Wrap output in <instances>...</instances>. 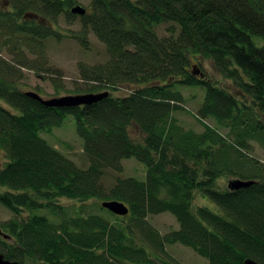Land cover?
Masks as SVG:
<instances>
[{
	"label": "trees",
	"instance_id": "1",
	"mask_svg": "<svg viewBox=\"0 0 264 264\" xmlns=\"http://www.w3.org/2000/svg\"><path fill=\"white\" fill-rule=\"evenodd\" d=\"M0 4V203L13 213L0 224L9 235H0L4 258L18 264H180L165 248L178 243L208 264H264V169L248 154L252 142L264 151V0H90L83 15L70 12L76 0ZM61 13L66 21L78 17L80 29L69 32L81 47L92 33L109 55L101 65L81 62L82 83L66 91L108 92L94 103L47 107L20 88L24 69L35 75L48 70L46 44L63 35ZM165 23L168 34L159 36L156 28ZM193 57L210 59L234 92L215 83L200 63L191 64ZM121 84L132 86L128 94L108 90ZM176 85L204 90L194 114L201 132L177 123L173 113L183 108ZM53 88L64 90L62 83ZM70 115L86 168L40 135ZM131 126L141 142L130 137ZM129 158L145 166L144 178L116 177L105 188V171L121 172ZM223 174L254 182L219 190L214 184ZM195 191L218 210L204 205L193 211ZM61 198L99 199L101 210L102 201L119 200L129 211L117 216L106 210L116 221L84 205L71 214L72 207L58 204ZM44 209L55 220L35 213ZM162 212L178 223L163 235L147 221Z\"/></svg>",
	"mask_w": 264,
	"mask_h": 264
},
{
	"label": "rangeland",
	"instance_id": "2",
	"mask_svg": "<svg viewBox=\"0 0 264 264\" xmlns=\"http://www.w3.org/2000/svg\"><path fill=\"white\" fill-rule=\"evenodd\" d=\"M78 5H81L86 10H89L90 0H76ZM76 4V5H77ZM2 9V4H0ZM58 28L63 35L59 39L47 38L46 44V56H47V69L42 75H35L30 70H23V77L21 79V89L37 91L44 98H51L62 96L66 94V91L74 88L76 84L82 83L79 74V64H86V66H94L104 64L108 59L109 55L103 43H101L92 33L88 35V46L83 48L80 46L78 41L72 36L80 29V21L76 16L70 21H66L64 13H61L58 17ZM72 22V23H70ZM170 26L169 23L161 24L156 28L159 36L167 35L165 31L166 27ZM72 31L74 33H71ZM256 42L259 38L255 39ZM46 43V42H45ZM3 55H7L3 52ZM30 58L31 55L28 54ZM211 77V79L221 87L227 88L229 91L234 92L229 81L220 76L214 69L210 59L193 57L191 64H197ZM64 88L63 91L58 90L57 93L53 88L54 84L61 85ZM132 89L131 85L121 84L116 86L114 89H108L114 96H122L129 93ZM174 89L180 90L182 94V108L176 110L173 115L177 120V123L184 129H191L196 132L203 130L202 125L194 117L196 110L198 109L203 95L204 90L200 87L192 86H181L176 85ZM59 92V93H58ZM206 123L219 130L220 133L225 134L227 129L219 126L212 118L204 119ZM130 137L137 142H141L143 135L136 129L135 126H131L129 129ZM41 137H44L47 142L61 151L65 156L73 160L78 166L86 168L87 159L82 149V141L78 137L75 130V123L72 116H67L63 124L59 127L53 128L48 133H40ZM250 156L256 158V160L263 166L264 169V151L255 142H252V149L248 151ZM4 157L0 151V163L3 164ZM123 169L121 172H114L106 170L102 176V183L105 188H110L115 182L116 177H135L143 179L145 175V166L134 158L124 159L122 161ZM235 179L231 175L223 174L215 180L214 187L222 190L225 189L229 180ZM264 179V174H263ZM3 190V188H1ZM99 199H89L85 202H79L76 200L61 198L58 200V204L66 207H72L69 212L72 214L75 209L80 205H84L86 212L99 213L108 218L110 221H116L115 217L112 216L108 211L101 210L98 208ZM208 206L210 209L216 211L218 208L203 198L200 191H195L194 198L192 201L193 211L198 206ZM35 213L45 214L52 220L55 217L47 210H37ZM13 213L8 210L3 204L0 203V224L10 219ZM20 216H26L25 212H21ZM147 221L153 226L161 235L167 233L170 230L177 229L178 223L175 217L169 212H162L154 215H148ZM165 248L170 256L180 262V264H208L207 260L195 253L191 248L175 243L166 244ZM23 264H43L34 263L33 261L26 259Z\"/></svg>",
	"mask_w": 264,
	"mask_h": 264
},
{
	"label": "water",
	"instance_id": "3",
	"mask_svg": "<svg viewBox=\"0 0 264 264\" xmlns=\"http://www.w3.org/2000/svg\"><path fill=\"white\" fill-rule=\"evenodd\" d=\"M70 12L77 15H83L86 12V9L83 8L81 5H74L70 8ZM26 95L29 97L41 102L43 105L47 107H73L79 105H87L94 103L108 95L107 91L96 92V93H80V94H66L57 97L51 98H42L37 92L35 91H27ZM254 180H243L239 178L231 179L227 183V187L229 189H238L241 187H246L252 184ZM101 206L107 209L112 214L117 216H125L128 214V207L127 205L119 200H104L101 203ZM0 235L4 238L9 237L8 234H5L0 229ZM0 264H18L16 261H12L9 259L4 258L3 254L0 253ZM243 264H260L259 262L252 260V259H245Z\"/></svg>",
	"mask_w": 264,
	"mask_h": 264
}]
</instances>
